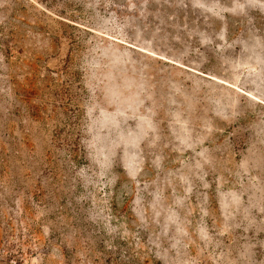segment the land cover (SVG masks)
Masks as SVG:
<instances>
[{"label": "rangeland", "instance_id": "obj_1", "mask_svg": "<svg viewBox=\"0 0 264 264\" xmlns=\"http://www.w3.org/2000/svg\"><path fill=\"white\" fill-rule=\"evenodd\" d=\"M0 264H264V0H0Z\"/></svg>", "mask_w": 264, "mask_h": 264}]
</instances>
